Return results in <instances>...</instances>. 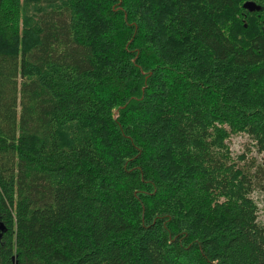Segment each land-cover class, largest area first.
Instances as JSON below:
<instances>
[{"label": "trees", "instance_id": "1", "mask_svg": "<svg viewBox=\"0 0 264 264\" xmlns=\"http://www.w3.org/2000/svg\"><path fill=\"white\" fill-rule=\"evenodd\" d=\"M263 189L264 0H0V264H264Z\"/></svg>", "mask_w": 264, "mask_h": 264}, {"label": "rangeland", "instance_id": "2", "mask_svg": "<svg viewBox=\"0 0 264 264\" xmlns=\"http://www.w3.org/2000/svg\"><path fill=\"white\" fill-rule=\"evenodd\" d=\"M228 144L233 156H238L243 153L246 156L254 157L259 162L260 156L248 136L244 134L234 135L230 138ZM252 197L258 206V220L264 226V189L254 191Z\"/></svg>", "mask_w": 264, "mask_h": 264}, {"label": "water", "instance_id": "3", "mask_svg": "<svg viewBox=\"0 0 264 264\" xmlns=\"http://www.w3.org/2000/svg\"><path fill=\"white\" fill-rule=\"evenodd\" d=\"M242 7L248 11H254V10H259L260 6L256 4L254 1H246L242 4ZM0 229H3V226L0 225Z\"/></svg>", "mask_w": 264, "mask_h": 264}]
</instances>
